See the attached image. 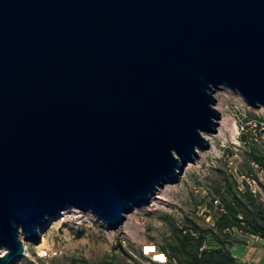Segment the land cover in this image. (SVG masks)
Here are the masks:
<instances>
[{
	"label": "water",
	"instance_id": "1",
	"mask_svg": "<svg viewBox=\"0 0 264 264\" xmlns=\"http://www.w3.org/2000/svg\"><path fill=\"white\" fill-rule=\"evenodd\" d=\"M223 89L264 106V0H0V264L63 210L119 228L209 148Z\"/></svg>",
	"mask_w": 264,
	"mask_h": 264
},
{
	"label": "rangeland",
	"instance_id": "2",
	"mask_svg": "<svg viewBox=\"0 0 264 264\" xmlns=\"http://www.w3.org/2000/svg\"><path fill=\"white\" fill-rule=\"evenodd\" d=\"M215 97L219 122L227 131L220 137L204 133L212 137L209 148L199 149L177 182L167 183L148 205L128 213L117 229L86 210L52 218L43 225L40 241H26L28 252L12 264H179L171 244L175 229L183 227L204 237V249L224 246L238 264H264V240L237 228L220 231L211 205V191L227 178H234L240 191L248 185L264 203V166L251 157L252 150L264 157V106L253 107L229 89ZM128 218L137 224L130 226ZM194 244L196 240L186 243V255L192 257Z\"/></svg>",
	"mask_w": 264,
	"mask_h": 264
},
{
	"label": "trees",
	"instance_id": "3",
	"mask_svg": "<svg viewBox=\"0 0 264 264\" xmlns=\"http://www.w3.org/2000/svg\"><path fill=\"white\" fill-rule=\"evenodd\" d=\"M251 151L252 161L264 166V157ZM228 177L231 174L225 172ZM214 195L211 205L216 209L215 225L220 231L237 228L243 233L264 240V203L247 185L245 191H240L237 181L226 179L224 186L217 185L211 191ZM215 202L217 203L215 205ZM188 227L176 228L174 241L171 244L179 264H238L237 258L230 249L223 247L204 249V237H197ZM196 240L192 257L186 255V243ZM201 249V250H200Z\"/></svg>",
	"mask_w": 264,
	"mask_h": 264
},
{
	"label": "bare ground",
	"instance_id": "4",
	"mask_svg": "<svg viewBox=\"0 0 264 264\" xmlns=\"http://www.w3.org/2000/svg\"><path fill=\"white\" fill-rule=\"evenodd\" d=\"M236 92L238 93V95H240L241 98H243V96L239 93V91H236ZM215 107H216V109H218L219 112H220L221 108L218 107V106H215ZM220 113H221V112H220ZM219 124H220L221 126H219L218 130L216 131V135H217L218 137L224 135L225 132L227 131V129H226V125L224 124L223 120L221 121V123L219 122ZM205 137H206V139L208 140V142L210 143L211 140H212V137L209 136V135H205ZM157 193L159 194V192H157ZM158 198L160 199V198H162V197L158 195ZM75 209H76V208H75ZM75 209H72V210H63L62 212L59 213V216H61V215H65V214H70L71 211H72V212L74 211V213H78V216H79V213H82V212H83L82 210H79V209L75 210ZM81 216H83V215H81ZM99 220H100V219H99ZM128 224H129L130 226H135L137 223H136V221H135L134 219H130V218H128ZM21 239L23 240V242H24V244H25V253H24V255H26V253L28 252V243L26 242V239L24 238V236H22ZM33 242H34V241H33ZM4 253H5V251L3 250V251L1 252V254L4 255ZM2 255H1V256H2ZM24 255H23V256H24Z\"/></svg>",
	"mask_w": 264,
	"mask_h": 264
}]
</instances>
